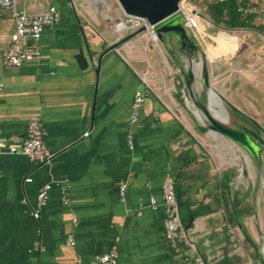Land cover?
<instances>
[{
	"label": "crops",
	"instance_id": "obj_1",
	"mask_svg": "<svg viewBox=\"0 0 264 264\" xmlns=\"http://www.w3.org/2000/svg\"><path fill=\"white\" fill-rule=\"evenodd\" d=\"M50 5L61 11L62 20L43 32L39 61L22 67L3 64L14 24L8 17L0 21V264H95L115 238L120 264H193L185 261L189 254L208 264H261L264 174L259 176L253 161L227 139L207 131L214 146L202 140L196 118L204 121L179 96L181 90L187 93L179 75L184 59L170 47L166 52L143 45V33L111 49L115 37L93 27L67 0L17 3L32 15ZM251 29L264 41L263 31ZM198 45V58L204 59ZM261 48L258 58L264 61ZM223 52L219 46L206 53L209 59L219 55L212 60L213 81L220 88L213 91L217 101L210 92V104L228 123L220 103L228 101ZM204 90L198 83L200 99ZM138 92L145 101L130 149L129 106ZM33 118L55 154L39 166L22 154L7 153L21 147ZM243 163L246 172L238 178ZM168 178L182 224L189 226L190 253L182 243L172 248L163 240L164 209L149 208L150 197L161 203ZM122 183L127 184L124 202ZM45 184L51 185L49 200L37 221L30 208ZM38 230L41 251L34 250ZM68 235L73 247L65 244Z\"/></svg>",
	"mask_w": 264,
	"mask_h": 264
},
{
	"label": "built area",
	"instance_id": "obj_2",
	"mask_svg": "<svg viewBox=\"0 0 264 264\" xmlns=\"http://www.w3.org/2000/svg\"><path fill=\"white\" fill-rule=\"evenodd\" d=\"M19 0H0V21L4 17H8L13 21L14 31L10 38L8 49L2 53L3 64L6 68L22 67L27 63L39 61L41 51L38 42L45 30L54 28L62 20V14L55 6H48L43 12L38 14H28L18 9ZM224 1V0H219ZM236 12L243 18H252L257 25L264 26V3L261 0H233ZM185 17L186 29L190 35L195 37L197 34L201 36V18L200 15L194 14L190 9L182 12ZM146 26V32L155 37L152 27L148 26L146 20L125 15V20L121 21L119 26L125 29L137 30L141 26ZM202 37V36H201ZM155 41V42H156ZM4 90V83L0 82V94ZM145 101L143 93H136L129 106L128 132L127 140L129 148H133V129L140 126V109ZM188 103L187 99L185 100ZM85 133L84 136H87ZM45 131L42 124L37 118L31 119L26 125L25 139L20 148H11L7 151L9 154H22L34 165H44L51 161L54 153L50 151L44 141ZM1 153V151H0ZM243 169L238 171V178L242 175ZM127 184L122 183L119 187V197L122 202L125 201ZM50 184L43 185L37 194L35 204L30 208V215L34 220H39L42 210L48 203ZM162 207L165 212L163 240L172 248H176L180 243L188 247L189 253L193 249V241L188 235L187 229L183 226L179 216L178 202L175 193L173 180L168 178L163 186L162 201L159 203L154 197L149 199V208L157 210ZM141 209L138 211L140 215ZM40 231H37V239L35 240L34 250L41 251L42 247L38 240ZM118 238L109 250L95 257V264H120L118 261L117 250ZM65 244L69 247L75 245L72 235H68ZM191 260L193 264H208V261L199 255H191L185 258V261Z\"/></svg>",
	"mask_w": 264,
	"mask_h": 264
},
{
	"label": "rangeland",
	"instance_id": "obj_3",
	"mask_svg": "<svg viewBox=\"0 0 264 264\" xmlns=\"http://www.w3.org/2000/svg\"><path fill=\"white\" fill-rule=\"evenodd\" d=\"M212 1L213 0H183L179 4L181 12H184L186 9L197 11L201 18V33H204V35L201 34V37L197 34L195 37L200 41L201 51H205V53L203 54L204 59L200 56L198 58L199 60L196 61L197 64H200V67H197L199 71H197V69L195 70L196 76L201 78L202 68L206 66L207 71H209L213 91L216 94L219 93L220 87L218 83L215 84L216 82L213 81L214 63L216 62L212 60L215 56H217L216 58L218 59L219 55L211 54V59H209L210 57L207 56L206 52L209 47H223V51L226 52L225 54H227L228 57L227 64L222 66V69L225 70V72L227 71V76L223 78L227 85L228 101H226L227 103L219 101L225 111L226 117L228 116V125L233 129L239 130L241 121L243 120L240 114L243 112L247 116H253V119L263 127L264 61L260 60L262 57V51L260 49H262L261 47L264 45V41L260 39L256 33L251 35L253 29L229 30L222 25H215L207 14L208 5ZM67 2L73 4V9L84 16L93 27L106 33L109 37H115L116 41L121 42V44L129 41L128 36L136 31L134 29H125L119 26L121 21L125 20V14L116 0H67ZM261 2L264 3V0H261ZM253 27L254 29H260L264 32V29L258 27L255 23H253ZM142 36L143 45H148L150 49L159 47L166 52L171 50L168 49L170 47L168 44L159 41L155 42L149 39L150 35L147 32H145V34L143 33ZM259 55L260 58H258ZM174 61L175 58H172V61L168 62L170 67L173 65ZM168 78H171V76ZM213 91L212 93H214ZM179 92V96L183 98V104H185L187 93L183 90ZM203 92L205 94V90ZM197 95L199 97L200 92L198 93L197 91ZM228 104L231 105L230 108ZM232 106L238 107L242 112ZM188 109L192 113L195 111V108L191 105ZM196 120L198 121V125L203 129L202 131H198L202 140L206 142L208 147L214 146L211 136L207 133V131L210 132L208 129V122L205 119L203 123L197 118ZM221 120L227 122V119L224 117H221ZM241 168L246 172L245 163H243ZM262 172L264 174V168ZM261 236L264 237L263 229L261 230ZM257 248L262 260L261 264H264V243H260Z\"/></svg>",
	"mask_w": 264,
	"mask_h": 264
},
{
	"label": "water",
	"instance_id": "obj_4",
	"mask_svg": "<svg viewBox=\"0 0 264 264\" xmlns=\"http://www.w3.org/2000/svg\"><path fill=\"white\" fill-rule=\"evenodd\" d=\"M126 16L136 17L146 20L148 26L156 39L164 44H168L183 61H180L179 71L184 87L187 90L188 103L201 112L204 119L208 122V129L213 136H221L235 146L242 149L246 155L253 161L258 170V175H263V156L264 142L257 137L254 132L239 131L231 128L227 122L217 118L213 113L210 104V92L213 91L211 79L206 66H203L201 78H198L195 70L198 67L196 63L200 48L198 41L188 33L186 21L183 13L179 9V4L183 0H116ZM198 14L197 11H193ZM146 26L131 33L128 38L146 32ZM121 42L111 46V49ZM201 84L205 89L202 99L197 95V84ZM256 126L262 129L258 124ZM258 186V185H257Z\"/></svg>",
	"mask_w": 264,
	"mask_h": 264
},
{
	"label": "trees",
	"instance_id": "obj_5",
	"mask_svg": "<svg viewBox=\"0 0 264 264\" xmlns=\"http://www.w3.org/2000/svg\"><path fill=\"white\" fill-rule=\"evenodd\" d=\"M207 14L215 25H222L229 30H244L254 28L252 18H243L236 12L233 0H224L222 2L219 0H213L208 5ZM258 27H262L264 29V26L262 25H258ZM186 228H189V226H186ZM243 234L245 240L252 244V240L245 230H243Z\"/></svg>",
	"mask_w": 264,
	"mask_h": 264
},
{
	"label": "flooded vegetation",
	"instance_id": "obj_6",
	"mask_svg": "<svg viewBox=\"0 0 264 264\" xmlns=\"http://www.w3.org/2000/svg\"><path fill=\"white\" fill-rule=\"evenodd\" d=\"M171 48V47H170ZM174 52H178L177 51V48L174 50ZM241 118L243 119L241 121V124H240V129L239 131H250V132H254V134L259 137V139L261 141L264 142V129H259L257 126H256V122L247 117V116H244L242 114H240ZM261 127V126H260ZM243 173L245 174V172L243 171Z\"/></svg>",
	"mask_w": 264,
	"mask_h": 264
},
{
	"label": "bare ground",
	"instance_id": "obj_7",
	"mask_svg": "<svg viewBox=\"0 0 264 264\" xmlns=\"http://www.w3.org/2000/svg\"><path fill=\"white\" fill-rule=\"evenodd\" d=\"M151 40H152V41H156L154 36L151 37ZM198 66L200 67V64H198ZM197 69H198V68H197ZM211 95H212V99L217 101V99H216V95H215L214 93H212ZM197 114H198L199 119H200L201 121H204V117H203V115H202L200 112H197ZM222 115H223V114H222ZM224 122H225V121H224Z\"/></svg>",
	"mask_w": 264,
	"mask_h": 264
}]
</instances>
